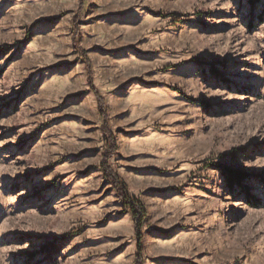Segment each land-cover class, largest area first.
Segmentation results:
<instances>
[{
	"label": "rangeland",
	"instance_id": "1",
	"mask_svg": "<svg viewBox=\"0 0 264 264\" xmlns=\"http://www.w3.org/2000/svg\"><path fill=\"white\" fill-rule=\"evenodd\" d=\"M137 255L264 264V0H0V264Z\"/></svg>",
	"mask_w": 264,
	"mask_h": 264
},
{
	"label": "trees",
	"instance_id": "2",
	"mask_svg": "<svg viewBox=\"0 0 264 264\" xmlns=\"http://www.w3.org/2000/svg\"><path fill=\"white\" fill-rule=\"evenodd\" d=\"M97 104H98L99 116L102 120V133L108 143V148L103 154L104 160H106L108 157H110L113 154L114 141L112 138V134L110 133L107 126V115L104 110L103 101L99 96H97ZM104 160L100 166L101 172L106 178V180L112 185L114 191L116 192L117 196L120 198L121 202L128 208L133 221L135 236L136 239L139 241L141 238L140 229L143 223L144 213H145L144 207L139 203V201L133 198H129L126 195L125 187L122 185L120 180H118V178L112 172V170H110L108 165L105 164L106 161ZM221 172L226 180V183L230 188H232L235 183L245 178V175H243L242 173L232 171L227 168H222ZM245 195H248L247 192H245ZM137 260H140L139 255L136 256V264H141Z\"/></svg>",
	"mask_w": 264,
	"mask_h": 264
}]
</instances>
